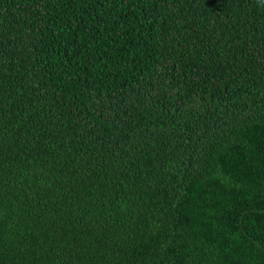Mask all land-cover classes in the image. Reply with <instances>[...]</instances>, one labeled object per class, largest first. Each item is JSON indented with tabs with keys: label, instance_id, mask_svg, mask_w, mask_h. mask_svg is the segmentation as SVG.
I'll list each match as a JSON object with an SVG mask.
<instances>
[{
	"label": "trees",
	"instance_id": "obj_1",
	"mask_svg": "<svg viewBox=\"0 0 264 264\" xmlns=\"http://www.w3.org/2000/svg\"><path fill=\"white\" fill-rule=\"evenodd\" d=\"M0 264H264V0H0Z\"/></svg>",
	"mask_w": 264,
	"mask_h": 264
}]
</instances>
